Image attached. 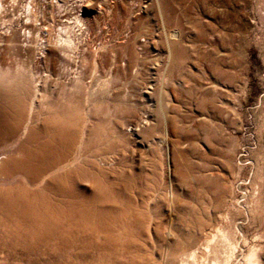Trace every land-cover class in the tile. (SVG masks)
Returning <instances> with one entry per match:
<instances>
[{
  "label": "rangeland",
  "instance_id": "rangeland-1",
  "mask_svg": "<svg viewBox=\"0 0 264 264\" xmlns=\"http://www.w3.org/2000/svg\"><path fill=\"white\" fill-rule=\"evenodd\" d=\"M0 5V69L32 77L40 92L29 114L25 94L0 88L9 100L0 99V159L21 156L42 171L33 183L0 175V190L34 189L64 167L52 182L57 203L118 221L110 239L128 251L116 264L191 263L193 253L194 264H211L223 257L220 232L232 253L254 250L264 264V0ZM41 115L60 142L21 134L20 123L38 126ZM40 144L52 146L35 153ZM87 237L42 246L41 256L91 264L89 250L107 237L95 247Z\"/></svg>",
  "mask_w": 264,
  "mask_h": 264
},
{
  "label": "bare ground",
  "instance_id": "bare-ground-1",
  "mask_svg": "<svg viewBox=\"0 0 264 264\" xmlns=\"http://www.w3.org/2000/svg\"><path fill=\"white\" fill-rule=\"evenodd\" d=\"M74 21L77 24L81 22V20L77 17L74 18ZM61 44H63V46L65 47L69 46L67 39H64ZM6 70L0 69V88L8 90L15 88L12 89L13 92L16 91L19 94H25L23 97L28 98L27 101H29L30 105V114V112H32L34 108V100L40 93L37 86L35 85L36 83L31 79L32 77H27L24 79L16 77L14 80H12L11 78L7 79L6 77H4V75L6 74L4 71ZM4 97L5 96L0 99L2 101H9L7 97ZM40 105L41 106L39 107L44 109V105H42V102ZM40 111L41 114H43V110ZM44 116H46V114H44ZM40 119L41 124H38V126H33L30 118H28V121L26 120V123H20L18 128L21 129V134L26 136L28 140L32 135L34 129V132L36 131V133L40 134L43 132V134L45 135L44 137L48 138L49 141L60 142L61 140L58 139L61 137L58 138L57 136L64 137L61 130L54 129L49 123V118L44 119V117L42 116V118ZM46 138L45 140L48 142ZM50 144H47V146L44 144H40V146L34 145L32 147L34 152L37 153L42 152L45 147L48 148ZM34 162L36 161H33L31 159L28 160L22 158L21 156L14 159L10 157H7L5 160L0 159V175H3L4 177H13L17 174H21L30 183H33V181L35 180H40L42 174L41 170L38 171L29 168V165L34 164ZM59 170V172H61V176L58 175L53 180H47L46 183H43L34 189L27 188L23 185L19 187L17 186V188L14 189L0 190V264H64L62 260L55 259L51 256H47V259H43L41 254H46V252H42L40 250V247L43 246L49 249L50 247L53 248L55 246H72L78 241V238L83 235L88 236L86 238V244L93 247H95L94 245H97L96 240L98 237H100V235L107 237V239L103 243L101 242L102 244L99 242V244H101L99 247L89 250L88 254L90 253L92 260L91 264H116V262L114 261H117L118 256L120 258L124 253L128 251L125 244L118 242L113 237L110 239L111 236H114L113 232L115 230L113 229V227L116 222H118L116 219L108 221V218L103 219V217L93 218L91 216L89 218L88 216L79 214L80 212L78 213L77 211H75L76 208L72 210L65 205L57 203L56 200L61 197L59 193H61L62 188L58 187V183H56V186L52 185V182H58L59 180L67 176V173L64 172V167L63 169L59 168ZM105 200H107V198ZM118 224H120V222ZM233 229L236 231L235 225H233ZM217 237L219 238V241L217 240V242L221 244L220 247H222L223 249V257L219 258L217 255H213L214 258L211 264H225V262H228V259H230L231 257L233 258V264H255L254 250H249L245 255H237L235 253H232L237 248L235 243L232 244L222 232H220ZM212 241H215L214 237L212 238ZM208 245L209 247H205L204 249L206 254L209 255L210 253H212V248L215 247V242L208 243ZM32 251H36L37 253H39L38 258L33 259L29 256V253ZM188 257L191 258V263L184 261H182L181 263L194 264L195 253L191 254ZM238 257L239 259H237Z\"/></svg>",
  "mask_w": 264,
  "mask_h": 264
}]
</instances>
